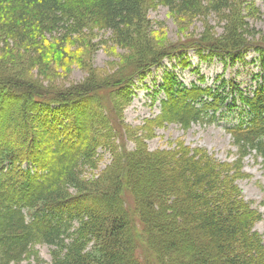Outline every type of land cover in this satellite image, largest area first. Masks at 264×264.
<instances>
[{"label": "trees", "instance_id": "trees-1", "mask_svg": "<svg viewBox=\"0 0 264 264\" xmlns=\"http://www.w3.org/2000/svg\"><path fill=\"white\" fill-rule=\"evenodd\" d=\"M261 2L264 5V0ZM247 3L0 0V53L9 50L7 53L13 54L14 50L17 54L23 49L26 53L27 48L33 53L46 37L59 35V41L65 42L90 26L110 31L118 46L138 51L152 41L153 25L147 17L150 4L163 5L178 17L232 13L229 39L208 47L196 40L185 47L200 56L207 53L206 59L217 57L233 65L252 48L261 68L254 77L252 96L237 89L232 80L217 79L214 87H208L202 78V86L189 88L166 75L162 87L166 99L158 119L160 124L184 126L206 118L214 123L229 101L234 106L240 101L250 116L248 122L231 131L241 159L256 152L264 160V48L246 38L247 25L239 13L246 10ZM41 49V55L33 53L40 56V67L45 64L43 49L48 48ZM173 50L155 56L151 53V60L140 58L138 71L144 75L160 66L172 57L168 56ZM1 62V119L10 112L12 101L31 107L23 117L37 110L45 113L39 115L43 137L31 134L23 123L27 134L19 133L11 141L0 142V264H22L37 257L33 249L38 244L53 248L52 264H264L263 239L254 230L262 216L241 197L235 185L240 164L213 162L204 152L182 147L156 152L140 148L129 153L111 135L112 124L119 117L117 98L96 103L98 85L90 83L64 92L48 86L32 87L35 84L26 82L21 74L3 72ZM109 88L105 85L99 90L109 94ZM132 94L127 86L118 90V97L125 103L131 101ZM85 101L96 104L92 129L85 123L92 111L86 115L84 108L78 107ZM122 124L120 128L127 131ZM44 138L51 140L44 143ZM108 147L115 162L95 181L82 178L79 164L96 168L98 151ZM22 163L32 164V170L15 166ZM126 195L133 199V209L126 204ZM147 232L144 252L148 259L140 255L138 246Z\"/></svg>", "mask_w": 264, "mask_h": 264}, {"label": "rangeland", "instance_id": "rangeland-1", "mask_svg": "<svg viewBox=\"0 0 264 264\" xmlns=\"http://www.w3.org/2000/svg\"><path fill=\"white\" fill-rule=\"evenodd\" d=\"M247 1L246 10L241 9V13L238 12L241 14L239 16L242 23L247 25L245 33L249 36L247 35L246 38L252 41L251 43L264 48V5L261 0H256L255 3L253 0ZM251 2L252 5H250ZM147 17L153 25L152 41L141 50L118 46L110 31L90 26L79 34H73L72 38L66 39L65 42L59 41L61 39L59 35L52 38L46 37L44 41L39 42L40 49H35L33 53L40 54L41 48H48L43 49L46 50V56L45 64L41 67L37 66V59H41L40 56H35L31 53V48H27L26 53L24 49L17 54L14 50L13 54H8L9 50L0 53L1 69L13 75L21 74L26 82L35 84L30 85L32 87L38 85L47 89L48 86L52 89L59 88L63 92L85 83L97 84L96 93L103 99L97 96L96 103L118 99L116 111L119 117H117L118 121L114 120V126L112 124L111 135H114L113 140H116L118 145L121 143L129 153H135L140 148L156 152L175 151L182 147L204 152L213 162L232 166L240 164V175L235 185L241 197L251 203L252 208L261 214L262 218L256 223L254 230L262 237L264 243V160L256 152H251L241 159L242 153L230 130L242 122L249 121L247 108L240 101L235 103V106L232 101H229L227 106L230 108H223L214 123H210L209 118H206L202 122L184 126L174 122L160 124L158 119L162 102L166 99V94L162 90L166 75L174 76L189 88L192 85L202 86V78L205 79L204 86L208 87H214L217 79L232 80L237 85V89L247 96H252L256 83L254 77L261 72L259 64L255 62L258 59L257 53L251 48L244 54L242 60L233 65L224 64L217 57L206 59L207 53L200 56L191 47H185L186 44L196 40L202 41V45L208 47L229 39L234 21L232 13H225L221 17L214 14L178 17L163 5L153 7L150 4ZM0 49H2L1 45ZM171 50L174 51L168 56H172L171 58L164 59L160 66L152 68L146 74H140L138 71L140 67L136 65L140 58L148 59L151 53L155 56L156 53ZM105 85L111 87L109 94L99 90ZM126 86L133 92L132 99L128 103L118 97V90ZM49 92L52 93V91ZM53 94L56 96V93ZM49 97H52L51 94ZM43 99H46L45 96ZM11 103V110L7 116L2 119L0 117V142L11 141L13 135L18 137L19 133L27 134L23 123H26L31 134L40 133L39 137H43L44 130L40 125L39 115H44L45 111L28 112L27 117H23L26 109L31 107L24 106L22 101ZM81 106L86 115L89 111L93 113L85 118L87 127L92 129V124L96 120L94 114L96 104L87 102ZM120 123H123L127 131L120 128ZM36 137L39 143L41 140L38 136ZM43 140L47 143L51 139ZM110 151V147L98 151L96 168L79 164L78 171L82 173V178L90 182L97 180L115 162ZM7 166H9L8 163ZM15 166L23 171L32 170L30 163ZM118 166H115V169ZM232 173H235V170ZM3 185L7 188L9 186L7 183ZM70 192L75 194L74 191ZM125 200L126 204L133 209V199L130 195H126ZM27 218L30 219L29 216ZM148 237V232L143 234L140 240H143L145 244L143 241L138 243L141 256L145 254ZM33 251L38 254L37 257H32L22 264L53 263L52 247L47 244H38ZM145 256L148 259V254Z\"/></svg>", "mask_w": 264, "mask_h": 264}, {"label": "bare ground", "instance_id": "bare-ground-1", "mask_svg": "<svg viewBox=\"0 0 264 264\" xmlns=\"http://www.w3.org/2000/svg\"><path fill=\"white\" fill-rule=\"evenodd\" d=\"M78 107H79V109H82V106H81V104H78Z\"/></svg>", "mask_w": 264, "mask_h": 264}]
</instances>
